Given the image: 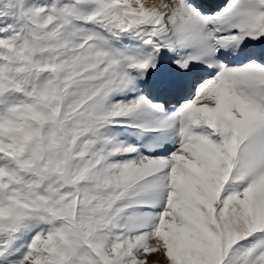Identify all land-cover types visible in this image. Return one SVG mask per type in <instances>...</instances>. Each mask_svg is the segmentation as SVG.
Masks as SVG:
<instances>
[{
  "label": "snow or ice",
  "instance_id": "snow-or-ice-1",
  "mask_svg": "<svg viewBox=\"0 0 264 264\" xmlns=\"http://www.w3.org/2000/svg\"><path fill=\"white\" fill-rule=\"evenodd\" d=\"M0 264H264V0H0Z\"/></svg>",
  "mask_w": 264,
  "mask_h": 264
}]
</instances>
